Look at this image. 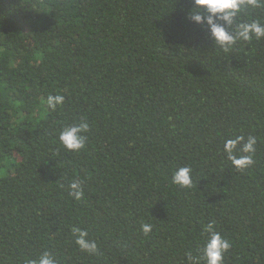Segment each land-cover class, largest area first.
I'll list each match as a JSON object with an SVG mask.
<instances>
[{"label":"trees","instance_id":"16d2710c","mask_svg":"<svg viewBox=\"0 0 264 264\" xmlns=\"http://www.w3.org/2000/svg\"><path fill=\"white\" fill-rule=\"evenodd\" d=\"M194 0H0V264H264V39L225 52ZM259 19L264 6L237 22ZM235 24L233 25V29ZM50 95H63L55 110ZM86 122L85 147L59 141ZM256 138L237 169L225 141ZM192 186L172 183L179 167ZM80 181L84 196L69 195ZM143 224L152 230L145 235ZM73 228L98 253L82 251Z\"/></svg>","mask_w":264,"mask_h":264},{"label":"clouds","instance_id":"9594fccd","mask_svg":"<svg viewBox=\"0 0 264 264\" xmlns=\"http://www.w3.org/2000/svg\"><path fill=\"white\" fill-rule=\"evenodd\" d=\"M264 6V0H194V7L189 18L197 24H206L210 31L211 39L225 52L230 51L237 42H250L253 38L264 39V23L259 19L250 22H237L238 15L245 9L258 8ZM235 28L233 29V25ZM63 95H50L47 98V105L55 110L58 105L64 103ZM88 124L80 122L65 126L59 133V141L63 147L72 152H78L85 147L87 139ZM244 141L240 136L236 139L225 141L224 151L228 154V159L237 169H245L253 164L252 154L255 152L256 138L249 136L243 143L242 152L247 155H234L237 144ZM192 169L188 166L179 167L172 176V183L183 188L192 186ZM71 191L69 195L76 200L84 196L80 181H74L69 185ZM142 231L145 235L151 232L150 224H143ZM206 239L202 249V259L206 264H224L225 253L230 249L231 243L214 230L210 223L204 229ZM73 235L76 237L75 243L80 250L90 254L98 253V245L95 240L88 238V232L81 228H73ZM28 264H57L53 254L44 251L38 259L28 260Z\"/></svg>","mask_w":264,"mask_h":264},{"label":"rangeland","instance_id":"374dc122","mask_svg":"<svg viewBox=\"0 0 264 264\" xmlns=\"http://www.w3.org/2000/svg\"><path fill=\"white\" fill-rule=\"evenodd\" d=\"M11 172L10 162H5L2 166H0V178L6 177Z\"/></svg>","mask_w":264,"mask_h":264}]
</instances>
